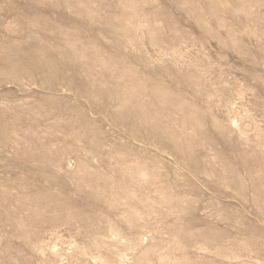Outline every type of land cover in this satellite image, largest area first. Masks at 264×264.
<instances>
[{
  "label": "rangeland",
  "instance_id": "obj_1",
  "mask_svg": "<svg viewBox=\"0 0 264 264\" xmlns=\"http://www.w3.org/2000/svg\"><path fill=\"white\" fill-rule=\"evenodd\" d=\"M0 264H264V0H0Z\"/></svg>",
  "mask_w": 264,
  "mask_h": 264
}]
</instances>
